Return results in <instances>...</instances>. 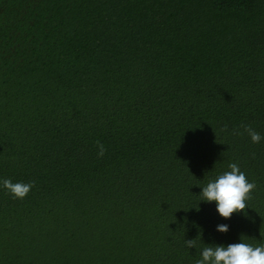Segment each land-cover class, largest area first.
Instances as JSON below:
<instances>
[{"label":"trees","instance_id":"1","mask_svg":"<svg viewBox=\"0 0 264 264\" xmlns=\"http://www.w3.org/2000/svg\"><path fill=\"white\" fill-rule=\"evenodd\" d=\"M244 126L264 137V0H0V181L34 182L22 200L0 183V264L264 244V139ZM231 163L256 188L224 219L200 193Z\"/></svg>","mask_w":264,"mask_h":264},{"label":"clouds","instance_id":"2","mask_svg":"<svg viewBox=\"0 0 264 264\" xmlns=\"http://www.w3.org/2000/svg\"><path fill=\"white\" fill-rule=\"evenodd\" d=\"M244 131L250 136L253 143H260L264 137L251 126H244ZM242 134V133H240ZM97 155L103 157L106 148L103 143L97 141ZM230 171L218 175L214 180L202 187L201 201L215 202L216 211L224 219H230L234 213L245 212L247 201L251 198L256 188L254 182H249L245 173L236 163L229 164ZM3 187L16 199H24L34 187V182H13L11 179L0 181ZM218 232L227 233L229 226L220 224ZM188 248L195 247L194 240H186ZM201 259L196 264H264V244L253 245L244 241L224 245H207L201 252Z\"/></svg>","mask_w":264,"mask_h":264}]
</instances>
